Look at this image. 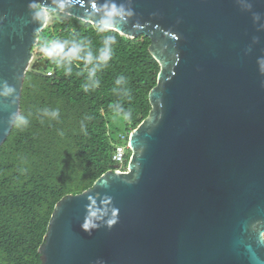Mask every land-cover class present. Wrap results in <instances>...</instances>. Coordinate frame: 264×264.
I'll return each mask as SVG.
<instances>
[{"label":"water","instance_id":"1","mask_svg":"<svg viewBox=\"0 0 264 264\" xmlns=\"http://www.w3.org/2000/svg\"><path fill=\"white\" fill-rule=\"evenodd\" d=\"M31 0H0V148L20 113L37 36ZM50 5L51 0H43ZM100 4L104 0H98ZM121 36L150 39L160 65L149 116L128 140L127 172L108 171L59 201L39 249L40 264H251L264 260L249 227L264 219V0H133ZM253 13L260 14L254 20ZM92 24L91 0L60 12ZM98 19V17H96ZM139 21L147 26L136 31ZM105 181L107 187L104 186ZM109 194L111 228H81L89 195Z\"/></svg>","mask_w":264,"mask_h":264},{"label":"trees","instance_id":"2","mask_svg":"<svg viewBox=\"0 0 264 264\" xmlns=\"http://www.w3.org/2000/svg\"><path fill=\"white\" fill-rule=\"evenodd\" d=\"M109 34L58 13L37 36L33 52L45 67L26 75L20 113L29 125L13 128L0 148V264L41 263L39 249L57 203L117 170V147L128 145L131 133L152 110L149 95L161 68L149 53V38L117 36L113 59L97 73L100 87L87 93L81 87L88 80L83 61H73L71 75H65L67 64L57 68L39 52L45 40L83 39L95 55ZM121 74L128 80L118 86L115 80ZM112 104L122 105L132 118L116 116ZM44 109H58L60 116L44 115ZM130 157L129 151L126 167Z\"/></svg>","mask_w":264,"mask_h":264},{"label":"clouds","instance_id":"3","mask_svg":"<svg viewBox=\"0 0 264 264\" xmlns=\"http://www.w3.org/2000/svg\"><path fill=\"white\" fill-rule=\"evenodd\" d=\"M76 0H51V4H45L43 0H31L29 9L32 13V18L41 28H46L52 21L53 17L60 12H67L68 9L75 7ZM246 10L252 9V0H238ZM91 10L93 13L92 25L98 33H110L102 40L101 46L94 55L89 43L86 40H45L39 47V52L46 58L52 60L57 68L67 64L65 75H71V64L73 61H83L84 71L87 72L88 80L81 87L85 93L90 89L100 87L101 81L97 79L98 71L107 67L113 59V45L117 43V36L123 33L124 26L128 25L130 20L136 16L133 0H104L100 4L98 0H91ZM98 17V19H96ZM254 20H260L259 13H253ZM81 22H85L81 18ZM147 25L137 21L133 28L136 31L143 30ZM111 33H115L112 35ZM258 70L261 75H264V56L257 58ZM90 66V67H89ZM127 77L123 74L119 75L115 84L123 86L127 84ZM128 88H124L125 94L128 93ZM14 87L6 82L0 86V97L14 96ZM116 116L124 121H129L132 118V113L123 108L120 104L110 105ZM44 115H51L53 118L60 116L59 110L49 111L43 110ZM9 121L14 129L22 130L29 125L27 117L21 113H13ZM60 135H63L60 132ZM107 187V182L104 184ZM89 203L86 206V215L81 224V228L91 234L92 230L98 229L101 223L111 228L118 222V209L112 206V197L107 192L97 193L95 196L89 195ZM250 228L255 232L256 242L258 246L264 247V219H257L251 222ZM96 264H104V261L98 260ZM251 264H264V260L256 256L254 253L251 256Z\"/></svg>","mask_w":264,"mask_h":264},{"label":"built area","instance_id":"4","mask_svg":"<svg viewBox=\"0 0 264 264\" xmlns=\"http://www.w3.org/2000/svg\"><path fill=\"white\" fill-rule=\"evenodd\" d=\"M53 72L49 71L47 72L48 76H52ZM130 151L129 145H120L117 147L115 154L113 156L114 162L118 165V169L115 170L117 172H127L128 171V166L126 167L127 164V154ZM125 167V168H124Z\"/></svg>","mask_w":264,"mask_h":264},{"label":"rangeland","instance_id":"5","mask_svg":"<svg viewBox=\"0 0 264 264\" xmlns=\"http://www.w3.org/2000/svg\"><path fill=\"white\" fill-rule=\"evenodd\" d=\"M53 19H54V17H53ZM53 19H52V21H53ZM52 21H51V22H52ZM51 22L49 23V25L51 24ZM49 25H48V26H49ZM34 56H35V58H34V62H43V63L45 64L44 59L41 61L40 58L38 57L39 55H37V54L35 53V51H34Z\"/></svg>","mask_w":264,"mask_h":264}]
</instances>
